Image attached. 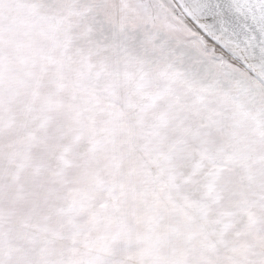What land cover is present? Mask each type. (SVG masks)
Segmentation results:
<instances>
[{"label":"snow or ice","instance_id":"snow-or-ice-1","mask_svg":"<svg viewBox=\"0 0 264 264\" xmlns=\"http://www.w3.org/2000/svg\"><path fill=\"white\" fill-rule=\"evenodd\" d=\"M0 264H264V0H0Z\"/></svg>","mask_w":264,"mask_h":264}]
</instances>
